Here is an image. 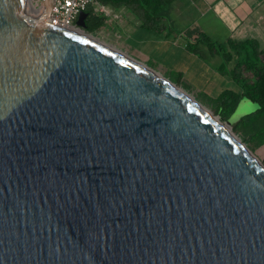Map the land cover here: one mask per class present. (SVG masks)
<instances>
[{
  "label": "water",
  "instance_id": "obj_1",
  "mask_svg": "<svg viewBox=\"0 0 264 264\" xmlns=\"http://www.w3.org/2000/svg\"><path fill=\"white\" fill-rule=\"evenodd\" d=\"M53 3L0 0V264H264L252 153Z\"/></svg>",
  "mask_w": 264,
  "mask_h": 264
},
{
  "label": "crops",
  "instance_id": "obj_2",
  "mask_svg": "<svg viewBox=\"0 0 264 264\" xmlns=\"http://www.w3.org/2000/svg\"><path fill=\"white\" fill-rule=\"evenodd\" d=\"M104 24L93 33L145 65L153 62L159 72L180 76L179 84L198 92L241 90L229 78L220 75L221 59L200 48L206 59L188 52L186 38L200 31L217 41L254 39L264 47V0H172L164 9L170 24L179 34H167L141 25L135 7L104 4L96 0L90 6ZM166 26V21H160ZM166 76V75H165ZM169 78V77H168ZM216 95V96H217Z\"/></svg>",
  "mask_w": 264,
  "mask_h": 264
},
{
  "label": "trees",
  "instance_id": "obj_3",
  "mask_svg": "<svg viewBox=\"0 0 264 264\" xmlns=\"http://www.w3.org/2000/svg\"><path fill=\"white\" fill-rule=\"evenodd\" d=\"M104 4H123L135 7L140 13L141 25L147 29L161 32L165 28L167 34H179L169 22L164 13L165 7L172 0H98ZM85 32L93 33L104 24V19L94 14L91 8L85 10ZM166 21V26L160 24ZM206 47L210 55H217L221 62L217 67V72L229 78L241 90L236 94L230 90H223L214 99L216 104V114L224 118L231 111H234L238 102L249 99L256 102L258 108L249 114L241 116L235 122V129H240L244 135H249L255 139L256 143H264V47L261 48L254 39L235 41L214 40L204 33L197 31L192 37L186 38L185 48L188 52L206 59V54L200 48ZM180 76L177 75L173 82L179 84Z\"/></svg>",
  "mask_w": 264,
  "mask_h": 264
},
{
  "label": "rangeland",
  "instance_id": "obj_4",
  "mask_svg": "<svg viewBox=\"0 0 264 264\" xmlns=\"http://www.w3.org/2000/svg\"><path fill=\"white\" fill-rule=\"evenodd\" d=\"M42 1L43 0H28V5L29 6L31 5L33 8L39 9V7L42 6ZM89 34L92 35L96 40L102 42L103 44H105L109 47L115 48V49L123 52L124 54H126L124 51H122L118 47L110 44L108 41L99 39L94 33H89ZM126 55H128V54H126ZM135 60H137V59H135ZM137 61L144 64L140 60H137ZM155 65L156 64H154L153 62H148L146 64V66L149 68H151L150 66L155 67ZM151 69L156 71L158 74H160L164 78H167L168 80L173 82V79H174L173 74L166 73L165 74L166 76H165V75H163L164 72L163 73L159 72L154 68H151ZM173 83L176 86L183 89L188 95H190L194 100H196L202 107H204L206 110L211 112L212 115H214L215 117H218L219 120L223 124L224 123L229 124V127L231 128L232 133L241 141V143L252 153V155L254 157H256V159L264 167V143L258 144V143H256L255 139H251V137L249 135H244V133L242 131H240V129H235V125H236L235 122L241 116H244L246 114L254 112L258 108V105L256 102H253L249 99L243 98L238 102L234 111L229 112L226 117L222 118L218 114H216V111H215L216 110V104L213 101V99L216 97L218 92H216V91H212V92H208V93L207 92H198V91L194 90V87L191 88V87H186V85L183 86L182 84H178L176 82H173Z\"/></svg>",
  "mask_w": 264,
  "mask_h": 264
},
{
  "label": "built area",
  "instance_id": "obj_5",
  "mask_svg": "<svg viewBox=\"0 0 264 264\" xmlns=\"http://www.w3.org/2000/svg\"><path fill=\"white\" fill-rule=\"evenodd\" d=\"M95 2L96 0H54L49 21L60 28L78 30L76 20L79 13L94 5Z\"/></svg>",
  "mask_w": 264,
  "mask_h": 264
},
{
  "label": "bare ground",
  "instance_id": "obj_6",
  "mask_svg": "<svg viewBox=\"0 0 264 264\" xmlns=\"http://www.w3.org/2000/svg\"><path fill=\"white\" fill-rule=\"evenodd\" d=\"M44 14L43 11V7L40 6L39 9L33 8L31 5L28 8V15L32 18H41ZM75 32L82 34L84 36H87L88 38H93L92 35L88 34V33H83L82 31L79 30H74ZM94 39V38H93ZM176 90H178L181 94H183L185 97H187L189 100H191L193 103H195L209 118H211L213 120L214 123H216V125L218 127H220L224 132H226L227 134H229L231 137H233V139L235 141H237L239 144H241V141L232 133L231 128L226 124L224 125L218 117H215L214 115H212L211 112H209L208 110H206L204 107H202L199 103H197L190 95H188L184 90H182L180 87L176 86V85H172ZM243 145V144H242ZM245 147V146H244ZM256 162L264 169V167L261 165V163L256 159V157H254Z\"/></svg>",
  "mask_w": 264,
  "mask_h": 264
}]
</instances>
